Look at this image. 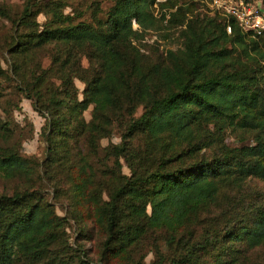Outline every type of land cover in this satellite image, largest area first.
Here are the masks:
<instances>
[{"label":"trees","instance_id":"16d2710c","mask_svg":"<svg viewBox=\"0 0 264 264\" xmlns=\"http://www.w3.org/2000/svg\"><path fill=\"white\" fill-rule=\"evenodd\" d=\"M195 1L114 0L106 18L94 23L74 21L62 10L65 0H25L17 16L0 2V15L11 20L20 36L9 47L13 59L8 65L25 95L31 97L28 93L33 91L39 100L34 108L45 115L49 162L61 161L75 171L72 218L80 221L93 215L96 224L104 227L103 254L121 255L147 231L161 227L168 229L167 240L173 242L180 229L209 208L228 178L253 175L264 179V50L259 44L264 36L244 31L229 15L209 16L205 28L198 29L197 20L187 16ZM41 12L47 15L43 23L37 20ZM174 24L183 26L182 47L167 49L161 60H146V34ZM160 42L154 38L151 43L160 46ZM228 42L242 50L244 59L233 54ZM47 43L54 44L53 60L62 71L57 72L56 90L45 83L51 67L37 72L39 67L27 71L23 66L35 48ZM78 52L96 59L97 72L91 78L74 66L71 58ZM4 72L0 66V75ZM74 77L85 82L81 98ZM90 104V118L85 120L83 111ZM138 105L142 110L134 116ZM114 108L129 117L112 115ZM117 117L125 120V128L120 142L110 148L119 169L123 157L131 173L123 174L102 199L104 170L82 152L80 138L95 154L98 140L107 135ZM208 123L218 130L225 124L253 132V142L223 144L224 151L217 157L202 156L188 166H171L175 159L193 155L206 145L201 133ZM6 130V122H0V136ZM138 134L146 136L148 147L127 152L129 140ZM174 143L186 147L167 156ZM155 146L163 148L158 162L151 161L137 171L146 157L152 160ZM35 165L16 149L0 151V173L6 176H29ZM66 222V216L56 213L39 190L0 193V264H90L79 256L81 248L77 253L70 251ZM227 233L230 241L243 240L248 247L262 243L264 200L247 224ZM218 237L215 228H207L190 243L185 240L183 251L162 264H193L196 251ZM236 261L218 251L213 264Z\"/></svg>","mask_w":264,"mask_h":264},{"label":"rangeland","instance_id":"374dc122","mask_svg":"<svg viewBox=\"0 0 264 264\" xmlns=\"http://www.w3.org/2000/svg\"><path fill=\"white\" fill-rule=\"evenodd\" d=\"M24 1L0 0L9 8L13 16L19 14ZM247 1L257 2L259 0ZM113 3L114 0H65L62 10L64 13L70 14L74 21L85 20L94 23L98 18H106L107 11ZM157 10L158 6L154 4V12ZM190 10L187 16L191 14L193 20L195 22L197 20L198 29H204L208 19L213 15L219 19L223 15L226 16L212 6L211 0H196L190 6ZM46 19L47 15L43 12L37 15V20L40 23ZM133 23L136 25L135 21ZM182 27V25L174 24L157 31L150 30L145 38L149 50L145 59L148 61L161 60L167 49H180L183 45ZM22 30L24 29H20L19 32ZM226 30L228 31V29ZM15 37L17 40L20 36L15 32L11 20L0 15V66L5 69V72L0 75V122H6V126H8V130L0 136V151L7 148L16 149L20 154L29 157L34 163L36 162V165L29 176L21 174L6 176L0 173V193H12L14 190L24 188L39 190L52 203L56 213L66 216L65 235L68 243L73 247L70 251L77 253L76 250L81 248L79 256L88 260L90 264H162L171 256L183 251L186 247L185 240L190 243L199 238L207 228H215L219 237L210 244L213 247L208 245L206 248L196 251V257L192 260L193 264H213L218 251L226 254L229 259L236 258L237 264H264V241L256 246L248 247L243 240L230 241L228 239L230 235L227 233L232 228L236 232L240 230L244 224L250 221L256 209L263 203L264 179L253 175L239 180L230 177L223 182L219 187L215 201L210 204L207 210L201 212L199 219L193 224L180 229L175 241L168 242L169 231L167 228L161 227L147 231L138 242L129 245L128 249L121 255L103 254L104 227L96 224L93 215L80 221H75L72 218L74 207L71 177L75 171L63 165L64 163L61 161L49 162L47 157L49 154L48 141L44 133L45 115L34 108V103L39 104V100L33 91L28 93L31 97L25 95L18 84L19 78L13 74V68L8 65V61L13 59L8 50L15 41ZM154 38L161 40L160 46L151 43ZM259 44L264 50V40L260 41ZM226 45L231 47L234 55H240L243 58L242 50L238 46L231 45L230 42ZM54 52V44L47 43L40 48H35L31 53V58L26 59V62L23 63L27 71L30 68L39 67L36 69L39 72L41 68L51 67L46 72L45 83L52 90H56L60 82L57 72H62L53 60ZM71 59L74 60V66L83 76L91 78L97 72V61L94 57L90 59L83 52H78ZM73 81L78 88L77 96L81 98L85 82L77 77H74ZM92 107L93 105L90 104L83 111L85 120L90 118ZM113 110L112 115L114 116L129 117L124 110L117 108ZM141 110L142 106L138 105L133 115H139ZM109 125L107 135L98 140L95 154L84 144V137L81 136L80 138L82 152L85 155H91L93 163L104 170L102 199L107 198L106 191L111 189L123 174L129 175L131 173L127 161L123 157L119 158L121 162L119 169L110 148L111 144L120 142L121 134L125 128V120L117 117ZM201 134L206 145L193 155H183L182 159H175L171 162V166H188L202 156L206 158L217 157L221 150L224 151L223 144L232 147L253 142V132L233 128V126H225V124L223 130H218L212 123L204 124ZM128 145L127 152L133 148L144 150L148 147V141L146 136L138 134L131 137ZM185 147V144H170L167 156L182 151ZM153 149L152 160L146 157V160L137 166V171H142L145 167L150 166L151 161L158 162L163 148L155 146ZM143 156L141 155V158ZM236 174L234 173L232 176H236ZM215 249L217 250L215 251Z\"/></svg>","mask_w":264,"mask_h":264},{"label":"built area","instance_id":"2783aa9c","mask_svg":"<svg viewBox=\"0 0 264 264\" xmlns=\"http://www.w3.org/2000/svg\"><path fill=\"white\" fill-rule=\"evenodd\" d=\"M212 6L219 9L225 15L235 18L239 26L253 36H264V3L262 0L257 2L247 0H211ZM136 22L135 19L132 20ZM230 31V25H227Z\"/></svg>","mask_w":264,"mask_h":264}]
</instances>
